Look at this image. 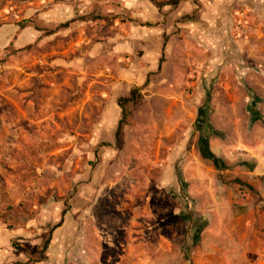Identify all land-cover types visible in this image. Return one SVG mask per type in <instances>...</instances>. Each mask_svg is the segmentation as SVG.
Here are the masks:
<instances>
[{"label":"rangeland","instance_id":"1","mask_svg":"<svg viewBox=\"0 0 264 264\" xmlns=\"http://www.w3.org/2000/svg\"><path fill=\"white\" fill-rule=\"evenodd\" d=\"M177 1L0 0V264H264V0Z\"/></svg>","mask_w":264,"mask_h":264},{"label":"trees","instance_id":"2","mask_svg":"<svg viewBox=\"0 0 264 264\" xmlns=\"http://www.w3.org/2000/svg\"><path fill=\"white\" fill-rule=\"evenodd\" d=\"M171 2H168V4L166 5H172V6H177L178 5V1L177 0H170ZM158 7L161 8V4L157 3ZM68 24H64V27H66ZM143 26H149V24H141ZM165 46V43H164ZM141 94L139 92V89L135 88L133 90H131L130 94L126 97H120L117 100L118 105L121 107L122 111H121V119L118 123L117 129H116V145L118 146V148L121 147L122 143H123V130L124 127L127 125V118L129 115V111L126 109L127 105L132 104L135 107H137L140 102H141ZM210 94L209 92L207 93V99H209ZM253 103H255V101H253ZM253 120H258V116H256V112H253ZM200 150L202 152V154L213 161V163L218 166L219 165V158L210 150L209 147V142H208V137L205 135H201L200 137ZM60 226V224L56 225L54 228H52L49 232V234L45 237L42 245L40 246V248L38 249V251H36L31 257V261L32 262H41L44 258H46V253L50 247L51 244V240H52V234L54 232V230H56L58 227Z\"/></svg>","mask_w":264,"mask_h":264},{"label":"crops","instance_id":"3","mask_svg":"<svg viewBox=\"0 0 264 264\" xmlns=\"http://www.w3.org/2000/svg\"><path fill=\"white\" fill-rule=\"evenodd\" d=\"M166 41V40H165ZM165 43V42H164ZM163 46H164V44H163Z\"/></svg>","mask_w":264,"mask_h":264}]
</instances>
